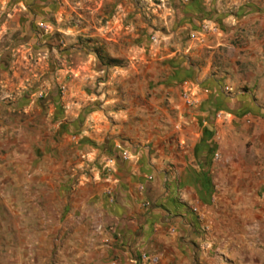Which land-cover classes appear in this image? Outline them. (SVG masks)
Here are the masks:
<instances>
[{
	"label": "rangeland",
	"instance_id": "374dc122",
	"mask_svg": "<svg viewBox=\"0 0 264 264\" xmlns=\"http://www.w3.org/2000/svg\"><path fill=\"white\" fill-rule=\"evenodd\" d=\"M193 1L0 0V264H149L143 254L169 264L98 239L97 204L82 195L111 175L105 159L127 160L130 108L148 105L175 58L190 54L175 37L193 31H172ZM101 194L115 199L112 187ZM203 223L194 264H264L261 220L236 260L210 253Z\"/></svg>",
	"mask_w": 264,
	"mask_h": 264
},
{
	"label": "crops",
	"instance_id": "0c3cea01",
	"mask_svg": "<svg viewBox=\"0 0 264 264\" xmlns=\"http://www.w3.org/2000/svg\"><path fill=\"white\" fill-rule=\"evenodd\" d=\"M189 5L172 32L193 31L186 42L175 37L190 54L175 58L182 63L153 88L148 105L130 108L124 119L137 128L124 143L127 160L105 159L111 175L99 174L104 180L82 195L97 204L98 239L116 236L122 250L166 254L169 264H194L205 221L210 253L224 249L236 260L239 240L241 252H251L256 218L264 239V0ZM106 186L115 199L101 194Z\"/></svg>",
	"mask_w": 264,
	"mask_h": 264
},
{
	"label": "built area",
	"instance_id": "2783aa9c",
	"mask_svg": "<svg viewBox=\"0 0 264 264\" xmlns=\"http://www.w3.org/2000/svg\"><path fill=\"white\" fill-rule=\"evenodd\" d=\"M225 91L227 93L232 92V87L229 85H226L224 87ZM185 99L188 103L193 102L194 100L192 99V95L186 94ZM125 157L127 158L128 155L125 153ZM142 260L149 263V264H160V257L158 255H150V254H143L142 255Z\"/></svg>",
	"mask_w": 264,
	"mask_h": 264
}]
</instances>
